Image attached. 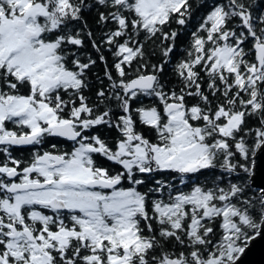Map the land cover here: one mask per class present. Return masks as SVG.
Returning <instances> with one entry per match:
<instances>
[{
  "label": "snow or ice",
  "instance_id": "snow-or-ice-1",
  "mask_svg": "<svg viewBox=\"0 0 264 264\" xmlns=\"http://www.w3.org/2000/svg\"><path fill=\"white\" fill-rule=\"evenodd\" d=\"M262 156L264 0H0V264H241Z\"/></svg>",
  "mask_w": 264,
  "mask_h": 264
},
{
  "label": "water",
  "instance_id": "water-1",
  "mask_svg": "<svg viewBox=\"0 0 264 264\" xmlns=\"http://www.w3.org/2000/svg\"><path fill=\"white\" fill-rule=\"evenodd\" d=\"M264 160V156L258 159V163ZM241 264H264V238H258L243 256Z\"/></svg>",
  "mask_w": 264,
  "mask_h": 264
},
{
  "label": "flooded vegetation",
  "instance_id": "flooded-vegetation-1",
  "mask_svg": "<svg viewBox=\"0 0 264 264\" xmlns=\"http://www.w3.org/2000/svg\"><path fill=\"white\" fill-rule=\"evenodd\" d=\"M93 75L94 76H97V77H100V72H98V71H94L93 72ZM104 78H102L101 77V80H103ZM49 143L50 144H57V146L58 147H61V148H63V147H65V145H66V143H68V144H70L71 143V141H67V139L66 138H62V137H51L50 139H49ZM20 149H21V152L23 153V154H27V149L30 147V146H18ZM16 154H21V153H16Z\"/></svg>",
  "mask_w": 264,
  "mask_h": 264
},
{
  "label": "trees",
  "instance_id": "trees-1",
  "mask_svg": "<svg viewBox=\"0 0 264 264\" xmlns=\"http://www.w3.org/2000/svg\"><path fill=\"white\" fill-rule=\"evenodd\" d=\"M150 47L151 46H149V49H150ZM101 67H102V65L98 63L97 68H94L93 72L94 71L100 72L98 69H100ZM158 179H161V180L167 179L169 182L174 183L176 187L181 188V190H184L183 186L179 184L178 178L176 180H173V178L169 176V177H160ZM166 196H167V189L165 188V197Z\"/></svg>",
  "mask_w": 264,
  "mask_h": 264
}]
</instances>
